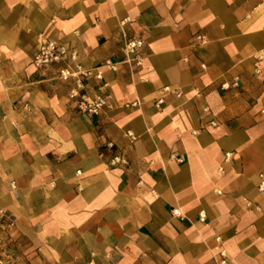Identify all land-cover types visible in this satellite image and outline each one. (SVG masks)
I'll return each mask as SVG.
<instances>
[{"label": "crops", "instance_id": "crops-1", "mask_svg": "<svg viewBox=\"0 0 264 264\" xmlns=\"http://www.w3.org/2000/svg\"><path fill=\"white\" fill-rule=\"evenodd\" d=\"M40 36L75 59L35 66ZM77 64L103 72L81 89L108 97L99 114L59 76ZM263 77L264 0H0L7 249L18 264H216L221 249L264 264Z\"/></svg>", "mask_w": 264, "mask_h": 264}, {"label": "built area", "instance_id": "built-area-1", "mask_svg": "<svg viewBox=\"0 0 264 264\" xmlns=\"http://www.w3.org/2000/svg\"><path fill=\"white\" fill-rule=\"evenodd\" d=\"M143 44L142 40L129 39L126 41V49L129 52H135ZM71 57L72 60L75 59V54L69 52L67 46L57 40L50 39L46 36H40L38 43L37 53L34 55L33 63L37 67H45L51 65L55 62ZM110 64V61L107 62ZM59 76L62 80H69L74 78L76 80V88L72 89L70 92V98L77 102V106L80 111L88 114H99L105 107L111 106L108 102V97L103 95H98L94 98L87 96L81 92V89L84 87V81L95 78L101 80L103 77V72L100 67L97 68H85L84 66L77 64L75 70L65 67L60 69ZM264 80V77H263ZM228 84H224V87H228ZM234 86L238 85L237 78L233 83ZM165 90H169V87H166ZM177 95L180 96L181 93L177 92ZM164 100L161 98L157 101V106L162 105ZM264 112V110H263ZM127 134L133 137L132 132H127ZM118 162H124L122 158L116 157L113 160V164ZM260 190H264V180L260 183ZM177 213V212H176ZM13 223L11 222L10 226ZM0 264H18L16 258L11 251L7 249L6 242L0 236ZM216 264H232L228 253L225 249H221L218 253Z\"/></svg>", "mask_w": 264, "mask_h": 264}]
</instances>
